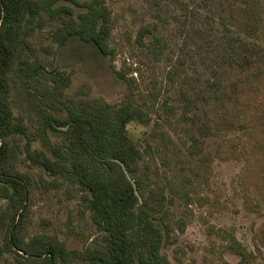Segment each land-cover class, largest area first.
<instances>
[{"label": "rangeland", "instance_id": "obj_1", "mask_svg": "<svg viewBox=\"0 0 264 264\" xmlns=\"http://www.w3.org/2000/svg\"><path fill=\"white\" fill-rule=\"evenodd\" d=\"M104 1L112 12L109 47L114 51L113 59L100 57L92 47L78 41L58 49L50 34L59 18L37 32L34 42L38 56L49 68L52 65L70 74L72 81L66 89L70 97L102 99L112 105L130 99L149 113L147 125L132 122L127 126L142 153V169L146 162L151 165L149 187L159 192L167 209L157 220L166 234L158 257L149 253L144 258L151 264H241L235 252L239 245L247 252L246 264H264V172L250 148L257 136L262 137L261 130L253 135V131L229 129L218 122L220 96L212 86L205 108L196 111L187 102L205 89L208 80H220V95L227 107L232 87L237 94L245 88L244 53L239 52L236 41L222 35L225 24L230 32L247 35L244 2ZM185 5L198 8L202 14L195 24L184 20ZM57 6L71 8L77 18L86 13L84 7L68 3ZM143 27L151 33L144 38L145 43L153 35L165 38L162 57L137 43ZM252 40L264 42L260 33L253 34ZM13 97L16 114L23 111L37 118L29 99L18 91ZM252 109L254 119L262 122L264 97L258 96ZM29 127L34 133L33 125ZM49 136L53 143L61 140L57 133L49 132ZM32 149L48 152L40 139ZM18 168L32 180L30 211L22 228L26 242L36 235L53 236L74 252H87L101 244V234L89 213L83 211L78 190L70 197L65 186L50 187L49 174L22 154ZM149 195L155 203L157 196L153 197L151 190ZM9 209L8 202L0 198V220L7 217ZM0 264L14 261L7 255ZM73 264L89 262L78 259Z\"/></svg>", "mask_w": 264, "mask_h": 264}, {"label": "trees", "instance_id": "obj_2", "mask_svg": "<svg viewBox=\"0 0 264 264\" xmlns=\"http://www.w3.org/2000/svg\"><path fill=\"white\" fill-rule=\"evenodd\" d=\"M242 1V17L247 18L244 22L249 26L247 35L230 32L226 24L222 35L236 41L239 52L244 53L245 88L237 94L232 87L227 107L220 95V80H208L205 89L197 91L187 102L196 111L205 108L212 86L220 96L218 122L229 129L253 131V135L260 129L262 137L257 136L250 148L264 172V109L262 122L254 119L252 109L254 100L264 97V42L252 40L253 34L258 33L264 40V0ZM61 3L84 7L86 13L77 18L71 8L57 6ZM198 11L185 5L184 20L195 24L197 17L202 16ZM63 14L67 16L62 17ZM58 18L60 23L50 34L58 49L78 41L92 47L102 58L115 57L109 47L112 12L104 0H0V198L10 206L7 217L0 220V261L9 255L14 264H73L78 259L89 264H151L143 255L158 257L166 234L157 220L159 214L166 215L167 209L159 192L149 187L151 165L146 162L142 169V153L127 130L132 122L147 125L149 113L130 99L112 105L102 99L70 97L66 93L72 81L70 74L52 65L49 68L38 56L34 42L35 34ZM150 34L148 29L141 28L137 43L160 58L166 40L157 34L145 43L144 38ZM121 78L125 80L124 76ZM16 91L35 107L36 119L23 111L14 112ZM183 95L186 96L185 90ZM205 121L208 122L207 117ZM49 132L59 134L61 140L53 143ZM37 139L48 154L32 149ZM21 154L49 174L50 187L65 186L70 197L78 190L83 211L89 213L92 225L101 234L99 246L87 252H74L53 236L36 235L28 242L23 239L32 180L18 168ZM117 161L135 182L141 204ZM261 183L264 187V178ZM149 190L153 197L157 196L155 203ZM235 252L241 257V264H246V250L238 245Z\"/></svg>", "mask_w": 264, "mask_h": 264}, {"label": "water", "instance_id": "obj_3", "mask_svg": "<svg viewBox=\"0 0 264 264\" xmlns=\"http://www.w3.org/2000/svg\"><path fill=\"white\" fill-rule=\"evenodd\" d=\"M118 163H120V162H118ZM120 165H121V167H122V169L124 171V174H125L126 178L132 184L133 189H134V194L137 197V199L139 200V203L141 204L142 203V198H141V196H140V194H139V192L137 190L135 182L132 180V178H131L130 174L128 173V171L126 170L125 166L123 164H121V163H120Z\"/></svg>", "mask_w": 264, "mask_h": 264}]
</instances>
